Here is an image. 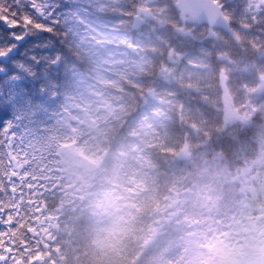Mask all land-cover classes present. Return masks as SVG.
Instances as JSON below:
<instances>
[{
	"label": "trees",
	"instance_id": "obj_1",
	"mask_svg": "<svg viewBox=\"0 0 264 264\" xmlns=\"http://www.w3.org/2000/svg\"><path fill=\"white\" fill-rule=\"evenodd\" d=\"M174 1L157 0L152 6L164 14L157 12L139 32L129 30L130 14H119L135 45V52L127 51L134 61L103 84L93 138L68 126L84 104L82 80L100 83V60L67 19L65 9L77 0H38L41 22L55 21L48 37L51 60L8 108L7 128L0 127V215L12 209L17 221L12 229L0 227V264L3 258L7 264H182L193 229L185 213L205 194L197 179L206 161L227 175L222 188L218 185L220 202L247 216L219 264L228 258L264 264V0L250 12V0H215L232 30L213 37L199 31L206 26L183 22ZM138 2L129 1L125 12ZM0 5L18 13L23 5L31 14L25 0H0ZM7 100L6 93L0 107H7ZM32 133L49 143L47 159H39L40 147L33 152ZM68 142L86 156L105 157L98 170L102 182L73 204L61 196L64 182L44 175ZM109 187L129 189L135 200L133 218L113 239L101 233L94 213L100 190ZM179 193H187V200L168 209L176 211L174 216H162L165 199ZM40 211L57 217L51 239L37 227Z\"/></svg>",
	"mask_w": 264,
	"mask_h": 264
},
{
	"label": "rangeland",
	"instance_id": "obj_2",
	"mask_svg": "<svg viewBox=\"0 0 264 264\" xmlns=\"http://www.w3.org/2000/svg\"><path fill=\"white\" fill-rule=\"evenodd\" d=\"M129 1L131 0H77V2L70 3L72 5L70 8L67 7L65 9L66 13H68V21L73 23L74 28L79 30L82 42L100 60V71L97 73L100 83H95L87 78L82 80L84 104L81 107L78 106L77 112H74L70 116L71 120H68V126L74 127L73 131L77 133L84 129L88 131L90 137L94 138L97 135L99 129L97 108L102 107L105 98L103 84L108 81H114L113 74H120L122 72L120 67L125 65L126 61H134L130 59L127 51L129 47L135 45L130 43L125 26L121 23L123 17H118L119 14H130L132 17L133 11L131 13L125 12L128 8L127 5L131 4ZM258 1L250 0L246 10H249V12L253 11L254 8H257ZM138 3L140 4V6L137 5L138 7L148 6L152 10V20L156 17L157 12L164 14V9L157 11L145 0H139ZM41 9L43 10L42 7L38 10ZM147 23V25H151L150 21ZM199 31L201 33L205 31L211 37L217 35L216 32H218L209 27L206 30ZM188 33L191 34L192 31L188 30ZM166 68L168 67L166 66ZM170 72L169 70L166 71V75ZM227 103L224 105L228 108ZM103 107L104 109L106 108L105 106ZM248 113L249 109H246L244 114ZM100 117L103 116L101 115ZM93 127L97 129L95 133L92 131ZM29 136L32 137L30 146L33 152L40 147L39 159H47L49 143L43 137V140L38 138L37 133H32ZM10 154H12L11 151ZM80 154L84 153L75 142L65 143L55 153L57 160L55 158L52 164L53 167L48 172H44V175L48 176L50 181L53 179L52 182L55 180L64 182V186H61L59 191L62 192L61 196H64L67 204H73L75 201L80 200L84 194H90L95 190V183L98 185L97 182H102L99 181L103 177L102 172L96 171L89 174L73 167V164L78 161ZM88 157L96 161L99 167L102 168L105 157ZM185 158H192V156L191 154H186ZM210 166L209 161H206L204 163L205 169H199L198 173L197 182L198 185H203L202 188L205 194L201 195L200 198H195L191 209L185 213L193 222V229L188 233L184 244L182 264H219L222 254L230 251L239 238L237 225L244 227L247 223L246 215L234 210L231 212L218 199L219 197L223 200L218 185L220 186L224 182V178L227 175L223 177L222 174H218ZM220 188H222V185ZM99 193L101 196L96 200L97 207L94 210L96 224L105 237L113 239L126 230L133 218L135 200L129 189L124 188L109 187L100 190ZM187 196V193L168 196L165 199V208L162 216H174L176 211L168 209L181 207L182 201L187 200ZM47 214L44 215L41 212L37 219L38 223L46 221L47 216H49ZM53 217L56 219H54L56 224L57 217ZM50 230L51 223L44 227V235ZM239 263H234L231 258H228L226 262V264Z\"/></svg>",
	"mask_w": 264,
	"mask_h": 264
},
{
	"label": "snow or ice",
	"instance_id": "obj_3",
	"mask_svg": "<svg viewBox=\"0 0 264 264\" xmlns=\"http://www.w3.org/2000/svg\"><path fill=\"white\" fill-rule=\"evenodd\" d=\"M31 14L18 13L9 5H0V101L8 95L7 107H0V127L7 128L11 113L8 108L14 106L26 91L25 86L35 81L41 69L50 62V42L48 37L54 29L51 21L42 23L44 19L37 11L38 0H25ZM33 17H40L34 21ZM22 24L27 25L22 29ZM13 210L6 209L0 215V227L12 229L17 221L13 219ZM2 251V250H0ZM4 264H7L5 260Z\"/></svg>",
	"mask_w": 264,
	"mask_h": 264
},
{
	"label": "water",
	"instance_id": "obj_4",
	"mask_svg": "<svg viewBox=\"0 0 264 264\" xmlns=\"http://www.w3.org/2000/svg\"><path fill=\"white\" fill-rule=\"evenodd\" d=\"M147 1L149 3H154L156 0ZM174 7L179 13L182 21H185L186 18H188L191 23L196 25H206L225 33L231 32L229 20L223 14L221 6L214 0H177ZM151 18L152 12L149 8L138 7L132 17L130 29L132 31H139L145 21H148ZM130 50L133 52L134 47H131ZM170 57L171 56H169V58ZM92 131L96 132V127H93ZM74 167L81 169L86 173H93L97 171L98 164L85 155H79L78 162L74 163ZM2 261L5 262V259Z\"/></svg>",
	"mask_w": 264,
	"mask_h": 264
},
{
	"label": "flooded vegetation",
	"instance_id": "obj_5",
	"mask_svg": "<svg viewBox=\"0 0 264 264\" xmlns=\"http://www.w3.org/2000/svg\"><path fill=\"white\" fill-rule=\"evenodd\" d=\"M146 1V0H145ZM176 1V0H175ZM145 5V4H144ZM138 6H140V4H138ZM138 6H135L134 10H136V8ZM142 7V6H141ZM144 7H148V6H144ZM54 217H51V216H47L46 218V221H41L40 223H38L37 227L40 229V234H42L46 239H51L52 236H53V233L54 231H56L57 229V221H56V224L54 223ZM56 220V219H55ZM51 223V230L48 231L45 235H44V232H43V229L44 227L47 225V224H50ZM36 234V233H35ZM25 245V244H24ZM26 248V246H25Z\"/></svg>",
	"mask_w": 264,
	"mask_h": 264
},
{
	"label": "bare ground",
	"instance_id": "obj_6",
	"mask_svg": "<svg viewBox=\"0 0 264 264\" xmlns=\"http://www.w3.org/2000/svg\"><path fill=\"white\" fill-rule=\"evenodd\" d=\"M181 31L183 32V29Z\"/></svg>",
	"mask_w": 264,
	"mask_h": 264
}]
</instances>
